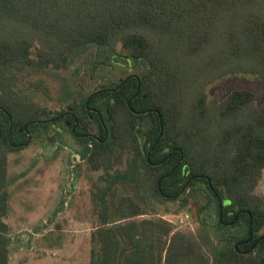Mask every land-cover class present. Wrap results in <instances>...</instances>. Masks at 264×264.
Instances as JSON below:
<instances>
[{
	"label": "trees",
	"instance_id": "trees-1",
	"mask_svg": "<svg viewBox=\"0 0 264 264\" xmlns=\"http://www.w3.org/2000/svg\"><path fill=\"white\" fill-rule=\"evenodd\" d=\"M87 48L144 71L55 115L22 93L27 69H66ZM229 75L264 82V0H0V264L10 259L9 154L56 124L75 128L100 172L89 264H264V105L248 89L211 98ZM32 86L49 95L42 80ZM120 186L142 200H112ZM178 200L193 216L198 205L196 232L138 220L152 202ZM213 208L214 226L204 218Z\"/></svg>",
	"mask_w": 264,
	"mask_h": 264
},
{
	"label": "rangeland",
	"instance_id": "rangeland-1",
	"mask_svg": "<svg viewBox=\"0 0 264 264\" xmlns=\"http://www.w3.org/2000/svg\"><path fill=\"white\" fill-rule=\"evenodd\" d=\"M143 71V64L134 61L128 64L120 58L111 63L108 53L87 48L76 51L66 69H27L20 89L55 115L82 95L93 93L105 85L113 86L128 75ZM39 80L48 87L49 95L32 86ZM235 89L252 91L257 106L264 105V82L255 76L229 75L209 86L207 92L211 98L223 100ZM51 130L50 136L39 138L31 135L27 147L9 154L11 198L6 219L10 226L9 264L90 263V236L98 225L91 191L100 172L88 168L85 147L70 129L56 124ZM127 193L142 200L135 190L125 186H120L112 194V200ZM257 193L264 197V176ZM179 203V200L152 202L148 208L151 212L138 220L167 218L174 221L188 214V224L180 228L174 226L177 230L196 232L202 218L198 214V205L192 203L189 207L193 216ZM204 218L214 226L218 219L214 208ZM212 237L213 247H224V242L215 232ZM207 252L211 256V252Z\"/></svg>",
	"mask_w": 264,
	"mask_h": 264
},
{
	"label": "built area",
	"instance_id": "built-area-1",
	"mask_svg": "<svg viewBox=\"0 0 264 264\" xmlns=\"http://www.w3.org/2000/svg\"><path fill=\"white\" fill-rule=\"evenodd\" d=\"M166 221L175 224L177 227H183L188 224V219H190V215L186 214L185 217L180 216V218H176L174 221L164 218Z\"/></svg>",
	"mask_w": 264,
	"mask_h": 264
},
{
	"label": "flooded vegetation",
	"instance_id": "flooded-vegetation-1",
	"mask_svg": "<svg viewBox=\"0 0 264 264\" xmlns=\"http://www.w3.org/2000/svg\"><path fill=\"white\" fill-rule=\"evenodd\" d=\"M68 126H70V125H68ZM75 130V128L74 129H72V132ZM72 135H73V133H72ZM74 136V135H73ZM76 139H78L76 136H74Z\"/></svg>",
	"mask_w": 264,
	"mask_h": 264
},
{
	"label": "water",
	"instance_id": "water-1",
	"mask_svg": "<svg viewBox=\"0 0 264 264\" xmlns=\"http://www.w3.org/2000/svg\"><path fill=\"white\" fill-rule=\"evenodd\" d=\"M30 141H31V137H29V140H28V142L30 143Z\"/></svg>",
	"mask_w": 264,
	"mask_h": 264
}]
</instances>
